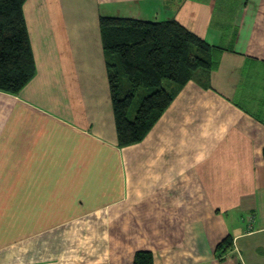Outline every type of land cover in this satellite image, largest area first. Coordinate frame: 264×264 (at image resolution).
I'll return each mask as SVG.
<instances>
[{"label": "crops", "instance_id": "1", "mask_svg": "<svg viewBox=\"0 0 264 264\" xmlns=\"http://www.w3.org/2000/svg\"><path fill=\"white\" fill-rule=\"evenodd\" d=\"M24 14L37 74L0 92V264H264V0H27ZM103 17L176 20L222 50L208 84L200 72L125 148Z\"/></svg>", "mask_w": 264, "mask_h": 264}, {"label": "trees", "instance_id": "2", "mask_svg": "<svg viewBox=\"0 0 264 264\" xmlns=\"http://www.w3.org/2000/svg\"><path fill=\"white\" fill-rule=\"evenodd\" d=\"M26 2L0 0V92L11 95L20 94L37 74ZM100 26L120 148L141 143L183 87L200 72L207 78L220 62L221 49L176 20L149 23L103 17ZM138 94L142 102L130 120ZM230 242L227 238L217 248L221 256ZM133 264H154V256L139 252Z\"/></svg>", "mask_w": 264, "mask_h": 264}, {"label": "rangeland", "instance_id": "3", "mask_svg": "<svg viewBox=\"0 0 264 264\" xmlns=\"http://www.w3.org/2000/svg\"><path fill=\"white\" fill-rule=\"evenodd\" d=\"M142 96L140 94L137 95V97L135 98L134 102H133V105L131 107V110L129 112V119L130 120H133L135 118V114L142 102Z\"/></svg>", "mask_w": 264, "mask_h": 264}]
</instances>
